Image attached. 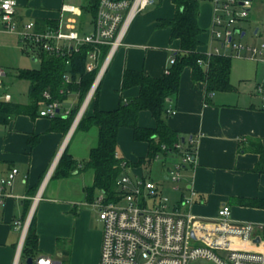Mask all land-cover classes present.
<instances>
[{"label":"crops","instance_id":"crops-1","mask_svg":"<svg viewBox=\"0 0 264 264\" xmlns=\"http://www.w3.org/2000/svg\"><path fill=\"white\" fill-rule=\"evenodd\" d=\"M28 1L19 0L21 12H25L23 8ZM213 3V0H204L200 7L198 18L203 29L200 36L203 46L199 48L203 52L215 46L210 39ZM61 8L36 13L31 9L27 11L48 24L58 21ZM175 14L172 0H162L161 4L153 5L136 17L124 46L112 57L84 113L86 117L92 116L97 109L115 110L121 100L139 96L138 86L122 89L125 70L143 71L155 78L168 73L171 60L181 46L178 40H171V31L161 26V20L173 18ZM262 15L264 0H253L249 18L237 26L241 37L246 32L243 26L252 20L257 21ZM77 18L85 23L83 34L93 31L90 14ZM260 33V29H256L255 34ZM232 73V90L208 94L205 83L194 82L192 69L186 67L180 80V92L170 106L175 113L167 120L169 126L180 134L179 149L167 151L165 146L163 150L166 152L158 155L156 163L138 164L147 157L149 143L136 141L132 129L122 128L118 134L117 156L130 163L123 170L124 175L132 179H150L164 194L165 182L155 181L144 173H165V180L171 181L167 178L168 169L178 164L183 155L192 153L194 162L184 165L181 170V190L176 192L174 184L171 187L175 193L169 197L170 207L174 209L184 197H191L193 203L180 209L191 212L197 219L214 220L219 210L228 205L235 222L264 225V95L258 90L256 95L241 92L243 87L232 83ZM77 98L78 95L71 93L54 118L40 115L48 104L44 102L33 116L24 113L13 116L6 123L0 122V178L13 168L19 170L0 203V264L14 263L23 236L16 223L27 221L29 227L33 222L39 236V255L51 257L55 264H99L102 236L99 234L100 239L95 238L92 212H98L95 204L104 193L94 188V172L78 169L68 178L55 173L57 160L66 150L72 159L78 161L81 169L83 162L89 159L91 148L98 144L100 133L97 127L79 129L82 118L75 124L86 97L79 104ZM10 102H14L13 98ZM29 103L30 98L24 105ZM77 105V114L68 130L62 131V125L56 121H67ZM138 124L156 127L149 111L140 113ZM94 243L97 248L91 258L89 251L93 250ZM21 264H26L23 257Z\"/></svg>","mask_w":264,"mask_h":264},{"label":"built area","instance_id":"built-area-1","mask_svg":"<svg viewBox=\"0 0 264 264\" xmlns=\"http://www.w3.org/2000/svg\"><path fill=\"white\" fill-rule=\"evenodd\" d=\"M84 1L78 8L63 5L58 21L46 24L28 11L21 12L19 0H10L11 11H6L5 0H0V33L17 36L24 51L69 59L82 47H89L86 70L90 73L96 71V75L77 114L76 125L95 95L115 52L124 46L129 28L136 17L157 4L156 0ZM213 2L210 39L215 46L205 52L207 57L230 56V53H234L264 61V44L246 48L235 42L236 34L241 36L242 33L233 26L249 18L253 0ZM68 13L75 17L90 14L93 18V31L83 34V20L78 21L75 17L65 20L64 16ZM33 56L37 58L36 54ZM174 61L172 59L171 63ZM198 63L206 68L209 66L204 60ZM6 75L5 69L0 67V104L12 100V95L3 91ZM64 79L67 83L72 82L69 74ZM257 90L264 95L262 86ZM67 93L71 94L70 91ZM44 98L48 104L40 115L57 117L64 102L52 100L49 92L44 93ZM169 112L175 113L173 110ZM179 147L177 143L175 148ZM193 162L194 155L188 152L178 164L168 169L167 178L173 181L176 192L181 190L182 168ZM18 174L19 170L13 168L0 178V203L3 202L6 188L13 185ZM117 186L121 191L120 199L108 201L103 194L95 204L99 220L103 223L99 264H189L198 260H204L207 264H264V225L250 221L235 222L230 206L224 205L214 220H201L191 212L180 209L193 203L191 197H184L178 207L172 209L169 197L150 179H132L123 175L117 181ZM38 200L39 197L35 199V206ZM16 225L23 236L13 264H21L29 221L24 224L17 222ZM257 238H260L258 242ZM33 264L55 262L49 256L39 255L34 258Z\"/></svg>","mask_w":264,"mask_h":264},{"label":"trees","instance_id":"trees-1","mask_svg":"<svg viewBox=\"0 0 264 264\" xmlns=\"http://www.w3.org/2000/svg\"><path fill=\"white\" fill-rule=\"evenodd\" d=\"M161 4L162 0H156ZM204 0H172L176 7L173 18L161 20V26L169 28L171 40H178L180 51L173 58L174 63L168 73L162 78H155L143 71L125 70L123 74L122 89L138 86L139 96L121 100L117 109L102 111L97 109L92 116L82 117L78 128L88 129L97 127L99 139L96 147L91 148L88 161L83 162L82 168L78 161L72 159L67 150L62 154L55 169L56 175L68 178L76 170H92L94 172V188L100 189L108 201H117L121 197V191L117 181L124 175L123 170L130 166L128 161L117 156L118 134L122 128L133 130L136 141L149 143V153L138 164H150L156 157L166 150H177L175 145L180 140V134L168 124L171 102L177 98L180 92V80L186 67L192 69L194 82H204L208 94L233 89L230 76L232 69V57L213 55L210 58L200 50L203 46L200 39L203 29L199 24L201 3ZM89 47H82L69 59L41 54V70H20L18 77L31 82L29 88L30 103L27 105L8 102L0 104V122L6 123L13 116L29 113L32 116L46 101L44 93L49 92L52 100L66 101L70 94L78 95V104L86 97L94 81L96 71L87 72V54ZM67 60L69 63H67ZM199 60L208 62L209 66L198 63ZM71 76L72 82L67 83L65 75ZM80 79V81H78ZM171 100V101H170ZM79 105L71 111L67 121L57 120L61 124L60 129L67 131L72 119L77 114ZM142 111H149L156 122L155 128L141 127L138 118ZM264 153V149L262 150ZM39 236L32 222L30 225L23 250L22 257L27 260L30 257L39 256Z\"/></svg>","mask_w":264,"mask_h":264},{"label":"rangeland","instance_id":"rangeland-1","mask_svg":"<svg viewBox=\"0 0 264 264\" xmlns=\"http://www.w3.org/2000/svg\"><path fill=\"white\" fill-rule=\"evenodd\" d=\"M84 0H29L24 11L29 9L36 11L46 10V9H60L63 4L74 6L78 8L82 5ZM152 7H149L150 9ZM146 9V10H148ZM143 11L141 14L146 12ZM140 14V15H141ZM75 17L72 14H65L64 19ZM78 19L77 17H75ZM240 24V23H239ZM235 24L233 27H237ZM243 28L246 30L244 36L236 34L235 42L241 44L244 47L260 46L264 44V15L260 17L257 21L252 20L246 23ZM256 29H260V34H255ZM37 55L38 60H33V55ZM31 54L28 51H24L22 44L17 36L10 33H0V67L4 68L7 75L4 78L5 86L3 91L8 92L12 95L14 102L24 104L29 101V88L31 82L27 79H22L18 77L20 70H41L42 68V56L36 52ZM232 57V83L243 87L241 92L255 93L257 91L258 84L264 86V63H257V61L244 56H237L234 53L229 54ZM237 67V71H236ZM249 78L251 80H249ZM244 80V81H243ZM158 160H154L156 163ZM155 171V168H154ZM147 177L155 181L162 180L165 182L164 195L170 197L175 192L172 190L174 183L172 181L165 180V173H144ZM92 228L96 233L97 239L99 234L102 236L103 223L99 220L98 212H92ZM98 234V235H97ZM96 239V240H97ZM102 240V238H101ZM101 244V243H100ZM97 248L96 243H94L93 250L90 249L91 258L95 255V249ZM101 252V245L100 251ZM100 260V255H99ZM189 264H207L204 260L191 261Z\"/></svg>","mask_w":264,"mask_h":264},{"label":"water","instance_id":"water-1","mask_svg":"<svg viewBox=\"0 0 264 264\" xmlns=\"http://www.w3.org/2000/svg\"><path fill=\"white\" fill-rule=\"evenodd\" d=\"M34 61L36 60V59H33ZM61 156V155H60ZM59 159H60V157L58 158V160H57V162L59 161ZM57 162H56V164H57ZM260 240V238H257V242ZM34 263V258L33 257H30V258H28L27 260H26V264H33Z\"/></svg>","mask_w":264,"mask_h":264},{"label":"clouds","instance_id":"clouds-1","mask_svg":"<svg viewBox=\"0 0 264 264\" xmlns=\"http://www.w3.org/2000/svg\"><path fill=\"white\" fill-rule=\"evenodd\" d=\"M9 3H10V0H5L4 8L6 11H11V9L9 8Z\"/></svg>","mask_w":264,"mask_h":264}]
</instances>
